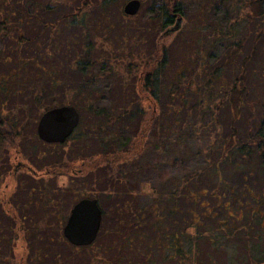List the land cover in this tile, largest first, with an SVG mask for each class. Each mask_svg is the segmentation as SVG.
Here are the masks:
<instances>
[{
  "label": "rangeland",
  "instance_id": "374dc122",
  "mask_svg": "<svg viewBox=\"0 0 264 264\" xmlns=\"http://www.w3.org/2000/svg\"><path fill=\"white\" fill-rule=\"evenodd\" d=\"M185 1L188 15L183 17L180 28L169 32L166 29L147 33L141 49L150 50L153 40H159L176 54L184 43L182 40L189 41L188 46L183 44L189 47L198 31L197 34L201 35L194 50L199 56H204L199 44L204 39L207 43L210 39H216L222 30H228L231 26V22L225 23L224 9L215 12L214 4L218 0ZM142 11L141 4L137 14L140 15ZM254 21L243 17L234 29L231 28L235 33L234 38L243 37L245 40L233 67L227 66L224 76L226 82L236 74L243 58L248 57L246 95L238 119L234 118L228 100L223 101L218 109V98L216 102L197 105L196 95H189V104L185 100H178L177 106L183 111L182 119L173 121L171 114L166 117L169 112L167 103L173 99L169 93H164L166 104L159 109L160 117L157 121V125L162 128L161 135L165 137L164 140L160 139V150L148 146L139 160L140 168L127 173L125 179L123 177L121 181H115L113 186L107 183L106 177L92 170L91 173L80 172L74 175L57 174L55 178L43 180L35 179L27 173L20 175L22 186L16 185L11 197L18 223L15 224L5 214L3 202H0V264L4 263L5 256L17 262L24 252L27 264H135L144 260L149 261V264H181L179 257L178 260L171 258L178 249V246H174L175 242H180L183 252H186L185 256L190 253L184 264H255L257 260L251 255L257 251L264 253V168L259 165L257 156H252V160L248 155L240 159L237 152L222 149L230 137L229 132H232L231 125L237 129L238 136L245 140L262 116L264 26ZM129 30L132 36L138 35L136 26H130ZM71 31L64 29V34L73 43L69 45L77 48ZM114 34L120 38V31L115 30ZM227 53V46L217 44L208 50L207 64L217 66L226 60ZM108 83L106 81L99 85L106 96L109 95L105 87ZM118 95L115 96V103ZM13 99L24 103L23 94L10 96L9 105L14 104ZM106 103L107 98L101 105ZM209 107L218 110L208 116L201 113L202 108ZM91 110L82 108L80 115L86 121L95 120V109ZM116 121L115 125L125 135L133 132L137 125L125 118ZM18 123L24 134V138L19 135L16 139L23 156L21 158L35 169L45 172L46 167L60 158L63 152L66 156L73 152L63 145H43L36 138L38 120L29 121L25 125L21 120ZM7 146L4 144L0 148V182H3L1 196L4 195L5 183L10 182L9 189L15 187L10 177L1 181L3 172L10 164L11 150ZM75 148L78 154L86 156L100 149V141L90 136L85 143ZM81 163L75 162L73 168L81 169ZM216 167L221 176L215 174ZM179 180L189 183H182L179 187L182 189L181 195L175 201L170 197H162L160 200L158 196L152 195L154 189L161 191V194L172 192L174 187L180 185ZM221 180L225 183H220ZM44 184L53 190L47 192L48 187ZM187 187L190 191H185ZM44 193L50 194L52 200H46ZM187 193L195 197L190 198ZM83 197L98 198L104 213L96 241L88 246H75L65 237L63 228L71 207ZM158 201L161 203L159 208L155 204ZM173 203L174 210L171 209ZM229 208L236 213L235 218H230L231 224ZM195 215L202 223L200 226L191 225ZM221 219H226V222ZM217 233L225 235L222 247L210 241V234L214 236ZM172 235L176 240H173ZM248 240L258 249L248 253V247L244 245ZM188 248L192 251L188 252Z\"/></svg>",
  "mask_w": 264,
  "mask_h": 264
},
{
  "label": "trees",
  "instance_id": "16d2710c",
  "mask_svg": "<svg viewBox=\"0 0 264 264\" xmlns=\"http://www.w3.org/2000/svg\"><path fill=\"white\" fill-rule=\"evenodd\" d=\"M128 1L0 0V146H14L21 134L18 121L23 117L24 125L29 121L37 122L43 112L64 104L75 105L80 113L82 108L95 109L96 119L86 121L81 115L79 127L65 143L45 144L49 147L63 145L73 151L68 156L63 152L48 167L54 169V174H69L74 163L81 161L80 172L91 173L92 170L106 177L107 183L113 186L115 181L125 179L127 173L140 168L139 160L148 146L160 150V139L165 137L161 135L162 128L157 121L159 109L166 104L164 93H169L173 99L167 103L169 112L166 115L171 114L173 121L182 119L183 111L177 106L178 100L189 104V95H196L197 105L216 102L218 98V109L223 101L228 100L234 118L238 119L246 95L248 57L243 58L236 74L226 82V69L233 67L245 40L243 37L234 38L232 29L243 17L264 26V0H218L214 10L224 9L225 23L231 22V26L222 30L216 39H210L208 43L204 39L199 44L204 56H199L194 50L201 35L197 34L198 31L189 47V41L182 40L187 46L184 43L180 45L176 54L159 40H153L150 50L141 49L147 33L172 31L177 19L188 15L185 0H140L143 5L140 15L126 12ZM130 26L138 28L137 36L130 34ZM64 29L72 30L77 48L69 45L73 43L66 38ZM115 30L120 31V38L114 34ZM217 44L227 46L226 60L210 66L206 61L208 50ZM106 81L110 82L105 86L108 96L99 88ZM14 94H23L24 103L13 99L14 104L9 105L10 96ZM117 94L119 97L115 103ZM105 97L108 103L101 105L105 103ZM218 109L202 108L201 113L208 116ZM123 118L137 123L130 134L121 133L122 129L115 125L116 120ZM230 130V137L222 149L237 152L240 159L248 155L252 160V156H257L259 165L264 168V104L261 119L247 139L242 140L234 126L231 125ZM90 136L100 141V149L86 156L78 154L75 147L85 143ZM36 138L39 139L38 136ZM215 174L221 176L218 167ZM178 182L180 185L172 192L161 194L154 189L152 195L160 200L170 197L175 201L181 195L179 187L186 181ZM49 190L53 188L48 187L47 192ZM187 190L190 191L188 187ZM187 196L195 197L192 193H187ZM44 197L52 200L50 194L44 193ZM160 204L159 201L156 203L158 208ZM174 206L173 203L171 209L174 210ZM231 212L234 216L229 214ZM235 215V211L228 210L230 224V218H235ZM226 219L221 221L226 222ZM63 221L64 217L61 223ZM192 222V226L202 224L196 215ZM209 238L220 247L225 244L222 233L210 234ZM244 245L248 247V253L258 249L251 240ZM189 250L192 251L191 248ZM22 256L23 253L17 262L5 256L3 264H27ZM251 256L257 260L255 264L264 263V258L261 259L264 253L257 251Z\"/></svg>",
  "mask_w": 264,
  "mask_h": 264
},
{
  "label": "water",
  "instance_id": "95a60500",
  "mask_svg": "<svg viewBox=\"0 0 264 264\" xmlns=\"http://www.w3.org/2000/svg\"><path fill=\"white\" fill-rule=\"evenodd\" d=\"M140 0H129L125 10L136 14L141 7ZM182 17L176 21L173 30L180 28ZM80 112L75 105L64 104L46 110L38 122V134L46 142L66 141L80 122ZM103 219V210L96 197H84L71 209L64 227L65 237L76 246H88L96 240ZM135 264H146L137 262ZM264 264V263H262Z\"/></svg>",
  "mask_w": 264,
  "mask_h": 264
},
{
  "label": "flooded vegetation",
  "instance_id": "af4514ba",
  "mask_svg": "<svg viewBox=\"0 0 264 264\" xmlns=\"http://www.w3.org/2000/svg\"><path fill=\"white\" fill-rule=\"evenodd\" d=\"M21 121H24V117L21 119ZM80 121H81V118H80ZM38 122H39V120H38ZM79 125H80V122H79L78 126L75 128V130L73 131V133L69 137H67L66 141L75 133V131L77 130ZM37 127H38V124H37ZM36 134H37L39 140L43 143V145H45V144H50V145L62 144L61 142H50L49 143V142H46V141L42 140L40 138L39 134H38V130H37ZM20 135H23V138H24L23 132H21ZM18 136H17V138H18ZM66 141H64L63 143H65ZM3 146L4 145H1L0 148H2ZM7 147L11 150L10 154H9V163L11 165L8 163L9 167H8V169H6L3 172V175L1 177V181L6 180L8 177H10L11 182H12V184H14L15 187L12 188V189L11 188L9 189L8 186L10 185V182L5 183V186H4V189H3L4 195L1 196V191H2V186H3L2 183L3 182L2 183L0 182V202H3L2 207H3L4 211H5V214L7 216H9L12 219V221L16 224V223H18V215H17V211H16L14 205L12 204L13 200H12L11 197L13 195V191L16 189V185L18 187L22 186V181L19 182V180L22 179L20 177V175H24V173H27V174L32 175L35 179H42L43 180V179H47V178H55L57 176V174H54V169H51L50 167H46L45 172H41L40 170H37L34 167H32L31 164L28 161L23 160L21 158V156H22L21 149H20L19 145L16 143V141L14 143V146L11 145V144H8ZM11 160H12V163H11ZM80 171H81V169L76 171L75 168H72V171L69 173V175L78 174V173H80ZM64 174L68 175V174H66V172ZM80 199H82V198H80ZM76 203H74V205ZM71 209H72V207H71ZM71 209H70V212H69L68 216L66 217L67 220H68L69 215L71 213ZM229 210L231 211L230 208H229ZM229 214L231 216H234L233 212H231ZM67 220H66V222H67ZM64 227H65V225H64ZM22 229H23L22 231L24 232V224H22ZM63 232H64V228H63ZM23 237H24V235H23ZM172 238H173V240H176L174 235H172ZM179 244H180V242H179ZM179 244L177 242L174 243V246H178V249L174 251L173 255H171V258L178 260V257H179L180 258V263L184 264L187 261V256H185V253L184 254L182 253V247ZM179 250H181V252H179ZM179 253H180V255H178ZM22 259L24 260V253H23ZM142 263L149 264V261H144Z\"/></svg>",
  "mask_w": 264,
  "mask_h": 264
}]
</instances>
